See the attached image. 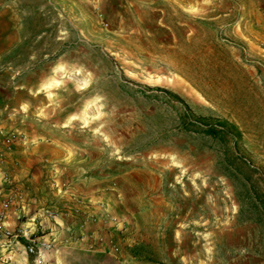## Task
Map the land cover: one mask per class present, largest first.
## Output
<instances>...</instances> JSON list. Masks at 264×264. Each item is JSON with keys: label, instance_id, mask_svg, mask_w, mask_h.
I'll use <instances>...</instances> for the list:
<instances>
[{"label": "rangeland", "instance_id": "obj_1", "mask_svg": "<svg viewBox=\"0 0 264 264\" xmlns=\"http://www.w3.org/2000/svg\"><path fill=\"white\" fill-rule=\"evenodd\" d=\"M24 1L0 264H264V0Z\"/></svg>", "mask_w": 264, "mask_h": 264}, {"label": "crops", "instance_id": "obj_2", "mask_svg": "<svg viewBox=\"0 0 264 264\" xmlns=\"http://www.w3.org/2000/svg\"><path fill=\"white\" fill-rule=\"evenodd\" d=\"M24 0H0V48L7 45L8 32H16L17 30V7Z\"/></svg>", "mask_w": 264, "mask_h": 264}, {"label": "trees", "instance_id": "obj_3", "mask_svg": "<svg viewBox=\"0 0 264 264\" xmlns=\"http://www.w3.org/2000/svg\"><path fill=\"white\" fill-rule=\"evenodd\" d=\"M169 94V93H166ZM170 96L174 97L176 100H180L179 97L175 96V95H171ZM205 133L208 136L214 137L216 139L219 140H224L226 138V136H231L232 137V141L236 142L240 137L241 134L238 131L237 127L231 123H229L228 121H220L217 123L216 126L214 127H208L205 130ZM23 243H26V241L24 239H20Z\"/></svg>", "mask_w": 264, "mask_h": 264}, {"label": "built area", "instance_id": "obj_4", "mask_svg": "<svg viewBox=\"0 0 264 264\" xmlns=\"http://www.w3.org/2000/svg\"><path fill=\"white\" fill-rule=\"evenodd\" d=\"M28 251L31 253V252H33V247L32 246H29L28 248Z\"/></svg>", "mask_w": 264, "mask_h": 264}]
</instances>
